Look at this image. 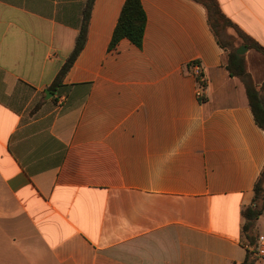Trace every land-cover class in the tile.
Returning <instances> with one entry per match:
<instances>
[{"label": "crops", "instance_id": "obj_1", "mask_svg": "<svg viewBox=\"0 0 264 264\" xmlns=\"http://www.w3.org/2000/svg\"><path fill=\"white\" fill-rule=\"evenodd\" d=\"M85 1L0 0V264H263L242 209L264 129L205 7L141 0L142 46L110 48L126 0H95L85 46L51 91ZM219 3L264 46V0ZM245 56L261 85L264 55Z\"/></svg>", "mask_w": 264, "mask_h": 264}, {"label": "trees", "instance_id": "obj_2", "mask_svg": "<svg viewBox=\"0 0 264 264\" xmlns=\"http://www.w3.org/2000/svg\"><path fill=\"white\" fill-rule=\"evenodd\" d=\"M94 1L95 0L85 1L81 25L75 40L74 49L49 87L51 91H55L62 85L66 74L85 46ZM194 1L201 3L205 7L209 25L215 34L218 43L226 50H229V62L227 65L229 74L231 76L239 77L243 81L255 121L259 127L264 129V82L261 85L255 83L248 70L245 54H238L233 39L230 37L228 39L224 38L223 32L228 28H233L237 32L243 45L247 46L249 49H256L263 55L264 46L247 35L223 12L219 0ZM146 24L147 15L141 0H126L114 29L110 48L115 47L119 41L124 38L129 39L139 47L142 46ZM263 214L264 169L256 181L252 203L242 209L243 234L252 245L256 244V236L259 235V233L255 231L256 222Z\"/></svg>", "mask_w": 264, "mask_h": 264}, {"label": "built area", "instance_id": "obj_3", "mask_svg": "<svg viewBox=\"0 0 264 264\" xmlns=\"http://www.w3.org/2000/svg\"><path fill=\"white\" fill-rule=\"evenodd\" d=\"M195 68L197 69V74L200 76L199 73V65L196 64ZM204 89V85H201L198 89V94H201V91ZM249 248L252 250V252L256 256V260L264 264V234L261 233L258 235L256 244L250 245Z\"/></svg>", "mask_w": 264, "mask_h": 264}, {"label": "water", "instance_id": "obj_4", "mask_svg": "<svg viewBox=\"0 0 264 264\" xmlns=\"http://www.w3.org/2000/svg\"><path fill=\"white\" fill-rule=\"evenodd\" d=\"M248 51V47L245 45H241L237 48V53L240 55H244ZM47 97L50 98L53 93L50 90H46Z\"/></svg>", "mask_w": 264, "mask_h": 264}, {"label": "rangeland", "instance_id": "obj_5", "mask_svg": "<svg viewBox=\"0 0 264 264\" xmlns=\"http://www.w3.org/2000/svg\"><path fill=\"white\" fill-rule=\"evenodd\" d=\"M224 34H226V33H223V37H224ZM255 231L258 232V233H263L264 234V226L262 224V221L258 224V226L255 227Z\"/></svg>", "mask_w": 264, "mask_h": 264}]
</instances>
